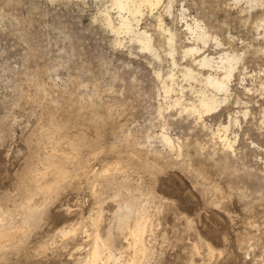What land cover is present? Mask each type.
I'll return each instance as SVG.
<instances>
[{
	"label": "rangeland",
	"instance_id": "1",
	"mask_svg": "<svg viewBox=\"0 0 264 264\" xmlns=\"http://www.w3.org/2000/svg\"><path fill=\"white\" fill-rule=\"evenodd\" d=\"M111 2L0 0V215L25 229L0 264H79L92 215L120 235L113 217L123 199L147 219L139 264H264V0H172L170 14L144 7L139 27L153 52L104 22L109 9L117 23ZM182 8L211 35L203 53L239 56L228 98L200 118L184 108L204 86L182 76L184 65L199 70L184 47L202 45ZM158 13L174 33L172 56ZM56 166L69 180L45 201L36 187L56 181ZM22 204L40 205L29 223ZM114 239V261L104 247L97 264L133 254L123 235Z\"/></svg>",
	"mask_w": 264,
	"mask_h": 264
},
{
	"label": "bare ground",
	"instance_id": "2",
	"mask_svg": "<svg viewBox=\"0 0 264 264\" xmlns=\"http://www.w3.org/2000/svg\"><path fill=\"white\" fill-rule=\"evenodd\" d=\"M111 1H112L111 2V8H115L116 9L117 23L114 24L112 22L111 15L109 14V9H106V11L104 13V20H105L104 22H106V24L117 35H119L120 33L128 34L129 36H132V37L135 38V40L139 43V46H140L141 49L147 50L149 52H153L155 49H154L153 44L151 42V35L148 34L146 32V30L140 29V27H139L140 16L142 15V11H143L142 9L144 7L147 8L148 11H149V13L152 15V14H154L155 10H157L158 7L163 6V8L165 9V13L170 14V8H171V5H172V0H168L167 2H165V0H111ZM181 10H182L181 15H182V19H184V23H185L186 30H188L190 36L193 38L192 40H194L195 42H200L202 44L201 46L198 45L197 43H195L194 45H190V46L187 45L183 49L184 56L185 55L190 56L191 57V62L194 63V64H196L198 66L197 68L199 70L196 71L193 68H191L189 65H184V67L182 68V76H183L184 79H186V80H191V79H193V80H199L201 82V84L204 86V88H201L198 91L199 92V95H198V98H197V102H192L188 106L184 107L190 113H197L198 117L200 118L204 113L207 114V113H209L211 111L216 110L221 105V103L223 101H226V99L228 98V95H229V80L231 79V76H233L232 75L233 72L236 70L235 67H236V63H237V60H238L239 56L236 55V54H234V53L231 54V53H228V52H222V53H219V55L217 57H213V56H210L209 54L203 53L204 50H202V46H205L207 44L208 38H209V36L211 37V35L206 31L205 26H203L201 24L202 21L198 20L195 17H193L192 19H190V21L188 19H185L183 17V15H184L183 8ZM161 15L162 14L158 13L155 16L156 19H157V26H158V29L160 31V35L161 36H165V39L164 40H165V43L167 44L166 46H168V54L172 56L173 55V52H174V46H173L174 33H172L168 28H166L164 26L163 17ZM260 24H261V22H260ZM263 24H264V20H263ZM213 38L215 39V37H213ZM172 64L173 65L176 64V60L173 57H172ZM204 70H206V72H204ZM167 78H169L170 81H172L173 80L172 73L169 74ZM165 91L166 92H169L170 91V86L167 85L166 83H165ZM179 100H180L179 98H176V101H179ZM222 128L224 130L226 128V126H224ZM216 135H217L218 139L223 144H225L226 147L227 146L229 148L231 147V143H230V141L227 138V136H226L225 133H220L219 132ZM162 138L166 142V144H169V145L172 144V140H171V138L168 135L163 134L162 135ZM68 144H70V143H68ZM74 144H75V142H74ZM73 146L71 145L72 148H73ZM75 146H76V144H75ZM77 151H78V149H77ZM51 154H52V152H51ZM63 156H65L66 158L69 157L70 160H71V158H73V155L72 154H69V153H64ZM66 158H64V160ZM69 159H66V160L68 161ZM74 159H75V156H74ZM76 159H78V158H76ZM45 162H48L46 160V158H45ZM62 163L63 162H61V164ZM75 163H77V162H75ZM49 164H50V162H49ZM55 165H53V167ZM64 168L65 167H63V166H56L55 168H53L54 172L53 171L52 172L56 174V178H55L56 181H54L53 183L48 184L49 182L47 183V181H48L47 180L46 181V183H47L46 185L36 187L39 192H41L42 194H44L43 195V197H44L43 199H45V201H46V199L49 198L50 194L53 191H55L54 190L55 187L57 185H60L59 184L60 181H62V180L65 181L69 177V175H70L69 174V170L67 171V169L65 170ZM116 168H118V167H116ZM50 170H51V168H50ZM107 170L110 171L109 168H106V169H104L102 171L105 172ZM93 173H95V172L93 171ZM71 175H72V173H71ZM44 176H46V174ZM28 177H29V175H28ZM53 180L54 179H52V181ZM67 180H69V179H67ZM67 180H66V182H67ZM37 185H39V184H37ZM122 203H123L122 206L119 204L118 211H116L114 213V217L113 218L116 219V226H117L116 229H117L118 233H120V235H123V237L125 238V242H127V247H129V251H131L130 248H132L133 254L130 255V252H127V253H129V257L126 258V259H124V257H123L124 260H123L122 263L120 262V258L121 257H118L116 259L117 260L116 261L117 263H115V264H139V261L137 260V257L138 256H142V255H145L146 249H147L146 246H145V243H144V236H145V232H146V223H145V221L147 222V219L144 220V216L145 215L143 216V215L140 214L138 216L137 215L138 212L136 211L137 214L135 213L134 203L130 199H123ZM28 204H24V205L22 204L23 206L20 205V207L21 206L23 207V215L21 216L22 217L21 220L24 221V222H28L29 223V220H31L35 216V214L40 211V205H39V207H37L36 206L37 204H36L35 207H32L31 208ZM0 211L2 212L3 209L2 210L0 209ZM9 213H10V211H9ZM9 215H11V213ZM9 215H6V216L7 217H10ZM92 216H91V218L94 221V224H93L94 225L93 226L94 229L92 231L90 230L91 233H92V239H91L92 242H90L91 240L88 241L91 244H90L89 251L87 253V258L84 259L83 261L79 262V264H97L98 261L100 262V260L103 259V257H102V250H103L104 247L107 248V252L109 251L108 257H106V256L105 257L107 259L108 258H110V259L111 258L112 259L115 258L114 257L115 254L113 252L114 242H115L114 241L115 240L114 238L116 237V235H118L119 238H120V235L119 234H116L115 235V233L113 234V229L110 226H108L105 229V231H104V229L103 230L101 229L104 232V234L102 235L100 233L101 230H100V225H99V223H100V216H101L100 211L97 213V216L96 217H92ZM70 217H71V215H70ZM9 219H11V218H9ZM6 220L7 219H6V217L4 215H0V252L2 250L4 251L5 248H8L9 249L10 247H12V245L14 244V242L17 239L19 240V238H18V237H20L19 234H22V233L25 232L24 227L22 225H20L21 223L20 224H17V225H15V223H14V225H13L12 223L11 224L7 223ZM75 223H77V222H75ZM28 226H30V225L28 224ZM74 226H76V224L73 225V228L72 229H70L71 231H75V229H74L75 227ZM104 226L106 227V225H104ZM25 227L27 229V226H25ZM83 229H85V228H83ZM127 229L129 230L128 231V234H126V232H125V230H127ZM61 230H63V229H61ZM70 230L66 229V231L63 232V234L68 233ZM72 234H73V232H72ZM126 235H128V236H126ZM84 236H86V235H84ZM18 243H17V245H18ZM124 246H122V247H124ZM115 247H116V245H115ZM210 249L211 248H209V250ZM194 250H195V248H194ZM118 251H121V250H118ZM210 251H212V250H210ZM131 253H132V251H131ZM123 254L121 253V255H123ZM48 255H51V254H48ZM142 258H144V256H142ZM48 260H49V258H48ZM105 261L107 262L108 260H105ZM113 261H114V259H113ZM121 261H122V259H121ZM137 261H138V263H137Z\"/></svg>",
	"mask_w": 264,
	"mask_h": 264
}]
</instances>
